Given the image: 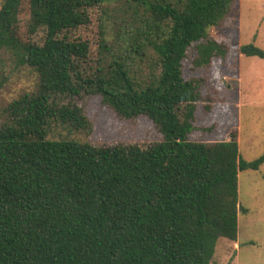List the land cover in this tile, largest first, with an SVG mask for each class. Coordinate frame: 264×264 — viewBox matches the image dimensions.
I'll use <instances>...</instances> for the list:
<instances>
[{
  "label": "trees",
  "instance_id": "16d2710c",
  "mask_svg": "<svg viewBox=\"0 0 264 264\" xmlns=\"http://www.w3.org/2000/svg\"><path fill=\"white\" fill-rule=\"evenodd\" d=\"M106 1L3 0L0 50L39 81L0 124V264H212L221 238L238 239L239 174L258 170L264 154L247 161L237 128L229 140L191 139L199 113L227 98L184 68L192 53L194 69L220 59L229 73L239 54L264 58L255 44L210 34L239 26L240 0H123L133 21L127 32L145 35L158 57V78L145 88L120 60L106 61V37L98 57L88 40L65 37ZM24 2L30 31L46 30L42 44L17 32ZM92 96L126 119L148 118L161 139L94 145L49 137L53 122L85 126Z\"/></svg>",
  "mask_w": 264,
  "mask_h": 264
},
{
  "label": "rangeland",
  "instance_id": "374dc122",
  "mask_svg": "<svg viewBox=\"0 0 264 264\" xmlns=\"http://www.w3.org/2000/svg\"><path fill=\"white\" fill-rule=\"evenodd\" d=\"M2 3L0 0V8ZM239 6L238 27H213L210 34L218 40H231L236 46L252 43L264 50V0H240ZM19 19V36L42 44L46 30L30 31L31 13L27 2L23 3ZM131 19L123 0H107L91 8L89 23L70 30L65 37L88 40L92 57H98L100 42L106 37L111 49L106 53V61L120 60L137 87L145 88L158 78V57L145 35L141 37L127 32V28L132 27ZM102 25L106 31L102 30ZM193 57L192 53L186 61L185 77L209 80L227 100L217 103L213 112L199 113L191 139L229 140L231 130L237 128L244 158L249 162L260 158L264 154V58L239 54L238 71L229 73L222 72L220 59L209 70L194 69ZM110 78L111 83L122 85L115 72ZM38 81L33 68L20 64L11 52L0 50V124L9 119L8 106L22 96L33 95ZM85 116L87 124L81 128L70 122H53L49 137L94 145H147L161 139V134L148 118L121 117L103 103L101 96L87 100ZM213 124L217 126L212 131H205ZM239 195L238 239L221 238L212 264H264V163L258 170L248 169L239 174Z\"/></svg>",
  "mask_w": 264,
  "mask_h": 264
}]
</instances>
